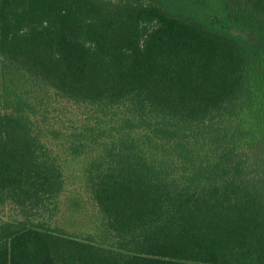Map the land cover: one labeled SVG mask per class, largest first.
I'll return each instance as SVG.
<instances>
[{
  "label": "trees",
  "instance_id": "16d2710c",
  "mask_svg": "<svg viewBox=\"0 0 264 264\" xmlns=\"http://www.w3.org/2000/svg\"><path fill=\"white\" fill-rule=\"evenodd\" d=\"M0 60V264H264V0H0Z\"/></svg>",
  "mask_w": 264,
  "mask_h": 264
},
{
  "label": "rangeland",
  "instance_id": "374dc122",
  "mask_svg": "<svg viewBox=\"0 0 264 264\" xmlns=\"http://www.w3.org/2000/svg\"><path fill=\"white\" fill-rule=\"evenodd\" d=\"M4 64L0 60V90L8 83L9 76H3L1 74V67ZM20 86L22 89L20 91L24 95L34 92L31 91V86L29 83L20 81ZM33 98V97H29ZM35 99V98H33ZM55 96L52 94L50 97L48 94L45 95V101L43 103L50 104L58 108L59 102H57ZM37 103V100L34 101ZM39 103V102H38ZM41 104V103H39ZM79 114L72 111L68 113L71 118H77ZM247 122L257 131L258 134H263L258 126V122H255L251 113H249ZM260 153L264 158V147L260 145ZM59 152L62 158V166L64 171V176L66 179L65 189L58 199V209L53 216V224L57 227L62 228L68 232L73 233H96L99 230V221L97 217L96 208L91 202L88 192L84 186L83 180V160L78 157H71L65 152L62 153L60 149H55ZM256 153H259V148H255ZM259 155V154H258ZM20 214L16 209L11 207L9 204H5L0 207V219H17L20 218Z\"/></svg>",
  "mask_w": 264,
  "mask_h": 264
}]
</instances>
